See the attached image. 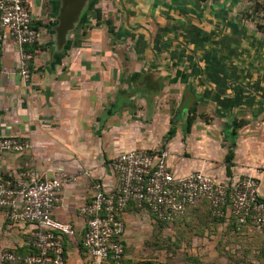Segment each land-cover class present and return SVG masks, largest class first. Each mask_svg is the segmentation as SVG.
Instances as JSON below:
<instances>
[{
    "label": "crops",
    "instance_id": "1",
    "mask_svg": "<svg viewBox=\"0 0 264 264\" xmlns=\"http://www.w3.org/2000/svg\"><path fill=\"white\" fill-rule=\"evenodd\" d=\"M27 1L37 22L42 23L36 46L46 49L32 53L30 77L24 82L19 75L18 48L10 41L4 45L0 53V137H15L31 147L21 155H1L0 175L17 169L33 170L41 177L64 169L71 175L89 171L92 181L111 186L114 180L109 163L118 154L129 150H167L176 175L203 171L223 185H234L252 176L259 179V192L264 196V30L260 26L264 24L255 14L258 5L264 7V0H112L120 12V34L141 41L134 51L140 54L143 68L134 73L139 77L133 79L142 80L151 69L153 78L167 77L170 83L174 82L169 83L172 88L175 82L183 81V101L177 113L185 110L188 115L190 108L196 110L201 105L213 119L210 117L207 123L195 117L187 129V115L183 122L177 114L172 125L179 124V129L166 146L130 143L119 134H115L113 142L106 133L104 139L110 147L105 152L94 147L97 128L102 125L112 135L117 112H128L129 107L133 112L134 99L121 93L114 101L108 95V103L106 93L112 91L114 76L98 75L92 68L96 65L93 58L74 53L55 56L51 28L57 24L59 0L50 3V11L45 15L44 0ZM106 3L99 0L97 8L104 11ZM246 13H253L255 21L249 22ZM49 15L54 18L52 24L45 22ZM180 64L187 65V74L173 70ZM101 88L104 103L100 102ZM140 89L132 88L130 95L144 99L145 92ZM113 114L116 116L112 119ZM239 121L244 124L234 126ZM230 154L232 159L228 163L226 158ZM97 160L101 164H94ZM87 189L84 179L75 186H67L54 218L80 227L77 210L90 196ZM194 209L205 211L200 204L185 215L191 216ZM217 235V240L223 237ZM28 238L27 226L11 224L0 214V253L23 247ZM204 248L215 249L209 242ZM66 251L67 264L87 263L88 256L76 243Z\"/></svg>",
    "mask_w": 264,
    "mask_h": 264
},
{
    "label": "built area",
    "instance_id": "2",
    "mask_svg": "<svg viewBox=\"0 0 264 264\" xmlns=\"http://www.w3.org/2000/svg\"><path fill=\"white\" fill-rule=\"evenodd\" d=\"M36 21L27 0H0V53L9 41L18 48L24 82L29 80L33 59L25 48L41 36L40 29L33 27ZM30 147L18 138L0 137V156L21 155ZM170 157L167 150L122 152L109 163L111 186L92 181L89 171L71 175L59 170L41 177L33 170L17 169L0 175V214L11 224L29 228V238L21 247L28 248L27 253L3 251L0 262L67 264L66 250L76 243L88 256L86 264H156L127 255V214L144 210L154 222L169 225L200 204L208 205L218 219L234 218L238 231L251 226L264 241V196L258 178L247 176L234 185H223L203 171L179 176ZM81 179L87 181L90 196L77 210L81 225L76 227L54 218V211L62 206L64 189Z\"/></svg>",
    "mask_w": 264,
    "mask_h": 264
},
{
    "label": "rangeland",
    "instance_id": "3",
    "mask_svg": "<svg viewBox=\"0 0 264 264\" xmlns=\"http://www.w3.org/2000/svg\"><path fill=\"white\" fill-rule=\"evenodd\" d=\"M52 1L44 0V15L49 13L50 7L48 6ZM105 1L108 6L104 8V11L100 7L97 8L99 0L96 2L94 0L83 9L75 29L68 38L63 56L74 53L82 58L91 57L96 60V65L92 68L98 75L113 74L114 76L112 91L106 93L108 103H110L108 95H111L114 101L116 95L127 93L131 99H134L136 105L133 112H130L132 111L130 107L128 112L123 109L117 112V118L114 121L116 129L112 131L114 135L109 133L111 130L106 131L102 125L99 126L97 128L98 140L94 147L102 152L110 147L104 139L106 133L109 138L112 137L113 142L119 134L120 138L130 143L145 144L149 147L166 146L179 129V124L172 125L176 115L181 116L183 122L185 121L183 117L187 115L185 110L177 113L183 101L180 95L183 81L175 82V87L172 88V85L169 86L170 80L167 77L165 80L153 78L155 74L151 69H148L150 71L143 76L142 80L136 82V79H133V77H139L138 74L134 76V73H140L143 68L140 54L134 51L135 46L141 41L137 37L120 34L123 27L116 2ZM256 13H258L256 18L264 24L262 16L264 7L261 8L258 5ZM246 15L245 18L249 22L255 21L253 13H246ZM46 17H49L45 19L46 24H52L54 18L51 15ZM260 26L263 31L264 25ZM173 70L184 75L187 74L188 67L180 64ZM118 75L120 77H117ZM138 87L145 92V102L143 98L137 99L130 95L132 88L137 89ZM104 88L100 91V95L103 96L100 98L102 103L105 101ZM114 116L116 115L113 114L112 119ZM195 116L196 119L207 123L211 117L201 105L197 106ZM106 160L104 158V161ZM101 162L97 160L94 164L98 165ZM64 172H66L65 169ZM202 205L205 211L197 212L194 209L191 216L189 213L184 214L178 222L169 225L154 222L150 214L144 210L128 213L125 236L127 255L133 260H150L156 264H264V241L251 226L241 231L233 230L230 228L231 224L227 223L231 220L230 218L218 219L210 213L205 204ZM225 222L227 226H224ZM218 233L223 234L220 240L216 239L219 236ZM207 242L213 243L215 249L204 248Z\"/></svg>",
    "mask_w": 264,
    "mask_h": 264
},
{
    "label": "water",
    "instance_id": "4",
    "mask_svg": "<svg viewBox=\"0 0 264 264\" xmlns=\"http://www.w3.org/2000/svg\"><path fill=\"white\" fill-rule=\"evenodd\" d=\"M60 7L56 16V26L52 27L53 46L56 57L63 56L70 34L75 29L83 9L94 0H59Z\"/></svg>",
    "mask_w": 264,
    "mask_h": 264
},
{
    "label": "trees",
    "instance_id": "5",
    "mask_svg": "<svg viewBox=\"0 0 264 264\" xmlns=\"http://www.w3.org/2000/svg\"><path fill=\"white\" fill-rule=\"evenodd\" d=\"M200 1H204V0H200ZM263 18H264V16H263ZM41 26H42V23L41 22H37L36 21L33 24V27L36 28V29H41L40 28ZM36 44H34L33 46H30V47H26L25 50L28 51L31 54L36 49H44L45 50V46L44 47H42V46L37 47ZM195 112H196L195 107L190 108L189 111H188V115H187V118H186L187 129H190V127H191V125H192V123H193V121H194V119L196 117L195 116ZM243 124H244V122H240V121L239 122H234V126H236V127L237 126H242ZM231 159H232V155L230 154V155L227 156L226 161L229 163V162H231ZM227 171L229 172V167H227ZM207 208H208V205H207ZM137 211H139V210H137ZM230 219L233 220L230 228L231 229L233 228V230H237V226L238 225L236 223V220L234 218H232V217H230ZM79 249L82 251V248H81L80 244H79ZM27 250H28V248H21V249H18V250H10V251L14 252L17 255L24 256L27 253ZM126 264H130V262L129 261H126Z\"/></svg>",
    "mask_w": 264,
    "mask_h": 264
}]
</instances>
